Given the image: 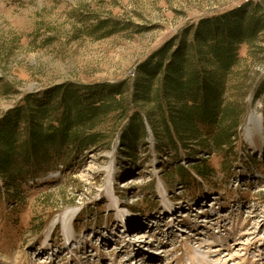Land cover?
Listing matches in <instances>:
<instances>
[{
    "label": "rangeland",
    "instance_id": "374dc122",
    "mask_svg": "<svg viewBox=\"0 0 264 264\" xmlns=\"http://www.w3.org/2000/svg\"><path fill=\"white\" fill-rule=\"evenodd\" d=\"M254 8L264 16V0H0V119L66 84L128 83L132 96L169 42L172 54L200 22ZM239 57L224 97L243 121L229 145L206 134L160 147L145 118L131 150L121 125L109 148L52 151L11 182L0 175V264H194V253L264 264V30Z\"/></svg>",
    "mask_w": 264,
    "mask_h": 264
},
{
    "label": "trees",
    "instance_id": "16d2710c",
    "mask_svg": "<svg viewBox=\"0 0 264 264\" xmlns=\"http://www.w3.org/2000/svg\"><path fill=\"white\" fill-rule=\"evenodd\" d=\"M263 30L264 16L257 8L252 15L237 11L200 22L192 42L186 32L174 53L172 40L143 65L132 96L128 83L96 88L66 84L34 102L24 98L0 119V175L11 182L52 151L81 154L92 147L109 148L121 125L126 150L145 140L147 122L160 147L178 149L206 134L214 137L213 147L229 145L243 120L240 106L224 97L228 76L239 65L243 44L252 45Z\"/></svg>",
    "mask_w": 264,
    "mask_h": 264
},
{
    "label": "bare ground",
    "instance_id": "6f19581e",
    "mask_svg": "<svg viewBox=\"0 0 264 264\" xmlns=\"http://www.w3.org/2000/svg\"><path fill=\"white\" fill-rule=\"evenodd\" d=\"M254 124H256V119L254 116H251L250 121H249V126H248L249 134L251 133V126ZM124 225H126V223ZM143 251L150 252L151 249L146 248V249H143ZM192 259H193L194 264H212V262L206 261L205 258L201 257L200 254L198 253L197 254L194 253Z\"/></svg>",
    "mask_w": 264,
    "mask_h": 264
}]
</instances>
